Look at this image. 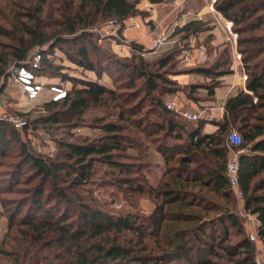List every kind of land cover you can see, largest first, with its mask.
Listing matches in <instances>:
<instances>
[{
	"label": "trees",
	"instance_id": "trees-1",
	"mask_svg": "<svg viewBox=\"0 0 264 264\" xmlns=\"http://www.w3.org/2000/svg\"><path fill=\"white\" fill-rule=\"evenodd\" d=\"M45 1L40 0L42 4ZM137 2L138 0H67L71 8L70 16L60 18L59 29L49 33L44 32L38 18L28 14L33 24L26 23L21 28L27 38L23 40L20 36L17 48L9 54L0 55V77L6 76L5 67L10 56L17 62L22 61L30 54L31 48L46 42L51 44L48 50L41 48L43 58L36 73L39 77L54 75L52 77H58L59 81L66 79L71 86L66 89L63 98L43 104L48 114L42 117V121L62 123L76 117V122L71 124L72 128L78 126V120L89 101L100 104L104 96L116 100L117 92L101 80L103 73H124L127 78L123 84L127 89L133 88L135 81L140 79L137 91L144 93L143 97L149 98L151 103L146 108L147 114L130 118L125 117L122 111L118 113V119L130 123L139 132L146 133L147 139L162 154L165 163L174 161L176 164L166 165L168 168L160 186L151 187L143 172V169L149 168L144 160L146 149L142 150L147 145L139 137L125 133V127L118 122L104 120L99 124L102 134L96 139L58 142L59 147L67 149L63 157L66 160L49 161L17 138L22 153L21 163L31 166L42 181L34 189L25 217L19 219L20 226L31 229L35 235L30 236L32 240L28 247L24 244L27 241L17 242L12 246L13 250L0 246V256L10 260L7 263L0 261V264H27L26 254L30 247L35 241L46 239L47 232L53 233L48 236L51 239L48 255L40 254L36 261L30 256L29 264H158L160 260L179 264H221L216 260L221 256L220 252L232 264H257L254 245L243 234L241 221L234 212L233 192L225 174L226 137L232 128L242 136V142L238 146L242 150L239 155L238 180L243 192L244 207L255 216L257 235L263 242L264 251V0H215L216 9L232 22L231 28L236 34L235 47L240 53L239 68L246 77L244 85L226 98L223 120L212 133H202L205 121L201 118L190 125L178 113L168 109L166 97L184 91L187 98L196 101L199 98L195 93L199 90L213 95L216 88L222 85L221 78L233 73V60L226 50L212 64L200 63L188 67V72L198 73L204 81L181 88L174 80L167 78L164 72L149 70L151 65L138 54L128 60L115 54H107L96 44H92L91 49L86 47L84 42L90 36L86 30L88 27L108 21L117 25L120 32L123 21L128 16L140 13L136 7ZM39 9L41 6L38 11ZM204 30L209 31L210 27L201 20L193 19L177 26L173 32L185 39ZM62 43L77 45L74 53L66 50L67 58L80 67L83 74L89 71L95 77L67 74L63 68L52 64L47 55ZM132 46L135 50L141 48L133 43ZM91 53L96 54L99 59L92 60ZM174 56L175 54L168 52L154 63L163 68L172 63ZM56 83L63 85L62 82ZM141 99L136 106L141 104ZM133 109L134 106L125 108L130 112ZM155 114L157 118L154 119L152 115ZM15 136L12 126L0 118V156L4 154V148L15 141ZM126 149L136 151V154L127 153L135 159L133 162L118 160ZM98 157L103 163L119 170L117 183L131 186L137 182L133 187L139 194L146 191L153 193L156 203L145 221L150 234L165 246V250L159 255L132 253L131 248L117 241L118 234L127 230L136 231L142 238L143 232H137L139 229L135 226L136 216L106 212L86 202L74 204L66 188L56 186L55 180L60 178V172L65 168L75 169L69 182L71 187L89 181L93 161ZM49 182L54 185L50 193L56 195L53 205H46L40 198L43 186ZM61 203L69 205L70 210L76 212L73 220L67 219L64 208L59 211ZM14 225L12 218L9 228ZM229 226L236 228L237 234H243L236 242H228ZM111 231L114 233L112 240H106L107 233ZM41 245L42 243L39 248Z\"/></svg>",
	"mask_w": 264,
	"mask_h": 264
},
{
	"label": "rangeland",
	"instance_id": "rangeland-1",
	"mask_svg": "<svg viewBox=\"0 0 264 264\" xmlns=\"http://www.w3.org/2000/svg\"><path fill=\"white\" fill-rule=\"evenodd\" d=\"M160 1H165L168 4L171 2V0ZM199 3L200 6L205 7L206 10L209 11H207L208 13L220 19L222 28L219 29L221 30V36L225 38L224 40L222 38V42H212V38L214 36L212 37V34H210L208 30L201 31L197 33V35H189L188 38L183 39L180 37V34H174L173 31L177 26H181L184 23L177 25L172 24V26L168 28V42L157 51H150L145 57L140 56L145 62H148L151 65L149 70L164 72L167 78L174 80L181 88L183 86L195 84V82L197 83L201 81H199V78H195L191 79L189 84H181L177 81V76L185 73H192L188 72L187 69L194 64L214 63L216 60L221 58L220 54L224 53L225 50L227 51V55L233 60V64L234 60L240 62V59L238 60L235 55L237 52L235 47L236 41L233 40L229 30L225 27V20L227 19L222 16V13L220 15L216 12L218 11L215 7L216 3L214 2L213 9L209 8L210 0H199ZM40 6L41 9L38 11ZM185 10L183 12H185ZM60 12H62V14ZM183 12L178 13L181 14ZM28 14L38 18L43 26L44 32L49 33L59 29L58 23L61 22L60 18H67V16H70L71 8L67 4V0H46L43 4L40 0H0V55L5 53L9 54L14 48H17L19 46L18 38H20V36H22L23 40L27 38V35L22 33V29L25 27L26 23L30 25L33 24L29 18L30 15ZM214 17L213 20H216ZM201 21L205 22L207 26H209L208 22H211L212 20ZM111 25L115 24L105 21L101 24L99 22L92 27H88L86 30L90 33V36L84 42L86 47L91 49L92 44H96L101 51H104L107 54H115L119 58H127L129 60L131 56L137 54L136 50L133 47L132 50L134 52H132L129 48L127 49V46H130V43L125 44L121 41H115V44H121L118 48L124 47L128 50V52L121 53L120 49L119 52L114 51L115 47L112 46L113 39L109 36V27ZM231 31L233 32L232 28ZM78 32L80 31L78 30ZM117 34L119 33L117 32ZM203 42H206L204 47H206V54L208 56L207 60L192 63V61L186 62L182 59L185 52L189 53L191 56V50L196 49L197 45H200V43ZM50 46L51 44L46 42L43 45L31 48L30 53L36 51L37 49L41 50V48H46L48 50ZM76 46L77 45H73L72 43H62L61 45H56L53 50L48 53L47 58L50 59L52 64L63 68L62 70L67 72V74L80 76V74H83V70L69 61L67 58L68 53H66V50L74 53L75 49H77ZM231 49L232 51L230 54ZM168 52L175 54L174 59L171 64L169 63L170 65L167 64V66L160 68L156 63H154V61L156 62V60ZM90 57L92 60L99 59V57L94 53H91ZM14 61L13 56H10L5 68L8 69ZM83 75L86 77H95V75L89 71L85 72ZM52 76L54 75H44L39 77V80L44 84V92L33 101L26 100V98L20 93L19 87L15 84L9 83L5 75L0 77V115L3 116L11 114L13 116H18L25 121L24 126H17L8 123L16 132L15 141H12L8 146H6L4 148V154L0 156V246H3L7 250H13L12 246H14L17 242L23 243L27 241L24 244L28 247L31 242L30 240H32L30 236L35 235L31 232V229L21 227V221L19 219L23 216L25 217L28 203L34 194V189L42 182L41 177L34 173L35 171L31 166H24L21 163L22 153L19 144L20 142L17 138H19L22 142H25V144L33 152L43 158H47L49 161L59 159L66 160L63 159V157L67 153V149L65 147H59L58 142H83L84 140H93L102 134V129L99 124H101L104 120L106 122H118L123 124L125 127V133L128 132L133 137H139L140 140L145 142L147 145V147L142 148V150L146 149V157L144 160L147 162L149 168L143 169V172L151 187L158 188L160 186V182H162L165 177L164 172L168 168L166 165L170 166L176 164L174 161L165 163L164 157L150 143L147 139L146 133L139 132L130 123H125L118 119V113L122 111L125 117L128 116L130 118H136L139 115L144 116V114H147L146 108H149L151 103L149 98L146 99L143 97L144 93H139L137 91V88L141 84L140 79L135 81L133 88L127 89L123 84L124 80L127 78L124 73L118 74L115 71L103 73L101 80L103 84H107L109 87L113 88L115 92H117L118 96H115L116 100L113 97L104 96L103 102L100 104H94L89 101L87 108L81 115V119L78 120V126L72 128L71 124L76 122V117L68 122L62 123H46L42 121V117L48 114V112L44 110L43 104L49 101L51 96L49 92V85L56 82H62L63 86H66V89L71 86L70 82L66 79L59 81L58 77L54 78ZM195 96L197 98L201 97L198 94H195ZM140 99L141 104L136 106V103ZM128 106H134V111L130 112L129 110H125ZM199 110H202V108H199L198 111ZM156 116V114L152 115V118L155 119L157 118ZM26 125L27 127H25ZM49 146L54 148L51 156H49V152L47 151L49 150ZM127 153L130 155L136 154V151H127L126 149L125 151H122L118 160L120 162H133L135 159ZM69 161L76 165V163H73L72 160ZM93 163L89 181L82 185L75 186L74 188L71 187L69 182L74 176L73 172L75 169L68 170L65 168L60 172V178L55 180L56 186L66 188L65 190L68 195L72 197L74 204H78V202H86L106 212L123 215L129 213L136 216V218L133 217L135 226L139 229L137 232H143V236H141L142 238L138 236L136 231L127 230L118 234L117 241L121 242L122 245L131 248L133 250L132 253L151 254L154 256L159 255L163 250H165V246L159 239L150 234V228H148L145 221L147 216L153 212V208L156 203L154 196L152 197L153 193L150 194L146 191L143 192V194H139V192L136 191V188L133 187L136 186L137 182L132 183L131 186L121 185L120 182L117 183L116 176L120 174L119 170L103 163L99 160V157L94 160ZM53 187L54 185L51 182L43 186V193L40 198L44 200L46 205H53L56 201L55 193H50ZM145 189H147V187H145ZM232 199L235 203L234 212L239 217L243 226V234L248 238L250 231L257 234L255 216L245 209L244 197L243 199H237L233 194ZM68 206L69 205L61 203L59 211L61 212V209L63 211L64 208V211L66 210L67 213V219L73 220L76 217V212L74 210H70ZM12 218H14L15 225L12 226V228H9V222ZM47 233L46 239L41 238L38 241H35L33 246L30 247L29 252L26 254L27 264H29L28 259L30 256H33L36 261L38 255H48L51 242V239L48 238V236L53 235V233ZM243 234H237L236 228L229 226L228 242H236ZM113 236V231L108 232L105 239L112 240ZM43 241H46V243H43ZM41 243L42 245L39 248V244ZM252 243L254 245V259L256 263L264 264L262 240L258 237V240L255 242L252 241ZM36 244L38 247H36ZM45 244L46 246H44ZM220 254L221 256L216 258L218 262L221 264H232L227 261L226 256L222 252H220ZM0 261L4 263L10 262L8 258L1 256ZM41 262H44V260H41ZM158 264L179 263L164 262L160 260Z\"/></svg>",
	"mask_w": 264,
	"mask_h": 264
},
{
	"label": "crops",
	"instance_id": "crops-1",
	"mask_svg": "<svg viewBox=\"0 0 264 264\" xmlns=\"http://www.w3.org/2000/svg\"><path fill=\"white\" fill-rule=\"evenodd\" d=\"M165 1L160 0H138L136 7L140 11L134 15V19L138 22V27L132 28H122L119 32L116 25H111L109 27V36L112 37V46L115 47L114 51L121 53L128 52V48L132 50V43L138 46H146L151 39V36L156 31L162 28H169L172 24L177 25L180 23H186L193 19H201L204 21L212 20L208 22L210 30L208 31L212 34V42L218 43L222 42L221 36V21L217 17H214L205 7L200 6L199 0H188L185 4V12L179 14L173 5L170 3L166 4ZM208 11V12H207ZM214 19L216 20H213ZM220 28V29H219ZM117 32L119 34H117ZM220 35V36H219ZM225 38H223L224 40ZM227 39V38H226ZM115 41H121L125 44L130 43L127 49L124 47L118 48L121 44H115ZM125 46V45H122ZM205 43H200L197 45L196 49H192L191 61L192 63L201 62L207 60L208 56L206 54ZM242 70L239 68V62L234 60L233 73L222 77V85L217 87L213 95H207L206 91L199 90L197 93L201 97L199 100H192L187 98L182 91L167 96L166 102H174L175 109H172L187 123L190 125L194 124L195 121H189L182 117V111H198L199 108L209 112L210 119L201 118L205 121L202 127V133H212L218 128V123L223 120L224 109L223 105L228 96L233 94L237 88L244 85V80H242ZM199 78L201 82L204 79L197 73H185L177 76V81L181 84H189L191 79ZM193 81V80H192ZM195 82V81H194ZM256 221V220H255Z\"/></svg>",
	"mask_w": 264,
	"mask_h": 264
},
{
	"label": "built area",
	"instance_id": "built-area-1",
	"mask_svg": "<svg viewBox=\"0 0 264 264\" xmlns=\"http://www.w3.org/2000/svg\"><path fill=\"white\" fill-rule=\"evenodd\" d=\"M188 0H171L170 4L173 5L177 12H183L185 10V4ZM215 0H210L209 8L213 9V4ZM166 3V2H165ZM167 4V3H166ZM221 15V11H216ZM232 22L225 20V27L229 30L232 35L233 40H236V34L231 31ZM138 22L134 19V16H128L123 21V28L138 27ZM168 28H162L152 34L150 42L146 46H141L140 49H136V53L141 57H145L150 51H157L162 46L168 42ZM236 58L240 59V53L236 52ZM42 52L37 49L36 51L30 53L25 60L14 61L6 70V79L9 83L15 84L19 87L20 93L28 101L36 100L44 92V84L39 80V76L36 70L41 67L42 62ZM182 59L186 62L191 61V56L189 53L185 52ZM245 74L242 75V80H245ZM66 88L57 83L49 85V92L51 94L49 100L57 101L66 95ZM166 107L168 109H175L174 102H166ZM182 117L189 121H196L200 118H208L209 112L206 110L199 111H182L180 112ZM0 118L4 119L10 124L17 126H24L25 121L18 116L0 115ZM242 142L241 133L235 128L230 129L226 137V147H227V162L225 165V174L228 180L229 187L231 188L234 196L237 199H243V192L239 186L238 172H239V155L242 150L238 149V146ZM47 150L49 156L53 154L54 148L52 146L48 147ZM249 239L252 241L258 240L257 234L253 231L249 232Z\"/></svg>",
	"mask_w": 264,
	"mask_h": 264
}]
</instances>
